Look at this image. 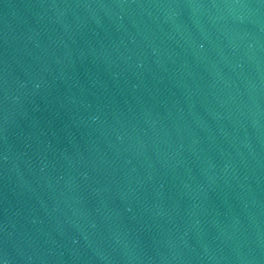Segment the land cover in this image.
Returning <instances> with one entry per match:
<instances>
[{
  "label": "water",
  "instance_id": "obj_1",
  "mask_svg": "<svg viewBox=\"0 0 264 264\" xmlns=\"http://www.w3.org/2000/svg\"><path fill=\"white\" fill-rule=\"evenodd\" d=\"M0 264H264V0H0Z\"/></svg>",
  "mask_w": 264,
  "mask_h": 264
}]
</instances>
